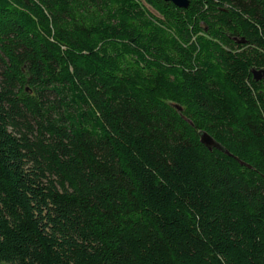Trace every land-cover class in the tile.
I'll return each mask as SVG.
<instances>
[{"label":"trees","instance_id":"trees-1","mask_svg":"<svg viewBox=\"0 0 264 264\" xmlns=\"http://www.w3.org/2000/svg\"><path fill=\"white\" fill-rule=\"evenodd\" d=\"M253 71L264 0H0V263L264 264Z\"/></svg>","mask_w":264,"mask_h":264},{"label":"water","instance_id":"water-1","mask_svg":"<svg viewBox=\"0 0 264 264\" xmlns=\"http://www.w3.org/2000/svg\"><path fill=\"white\" fill-rule=\"evenodd\" d=\"M165 2L172 3L179 9H188L190 6V0H164ZM254 79L256 81H261L264 76V71H253ZM179 111H182L181 108L177 107ZM201 143L210 151L216 149L220 152L227 154L228 156L233 157L221 144L215 141L208 133H200ZM242 166H245L244 163L240 162Z\"/></svg>","mask_w":264,"mask_h":264},{"label":"rangeland","instance_id":"rangeland-1","mask_svg":"<svg viewBox=\"0 0 264 264\" xmlns=\"http://www.w3.org/2000/svg\"><path fill=\"white\" fill-rule=\"evenodd\" d=\"M0 264H4V263H0Z\"/></svg>","mask_w":264,"mask_h":264},{"label":"flooded vegetation","instance_id":"flooded-vegetation-1","mask_svg":"<svg viewBox=\"0 0 264 264\" xmlns=\"http://www.w3.org/2000/svg\"><path fill=\"white\" fill-rule=\"evenodd\" d=\"M264 77V76H263ZM263 79V78H262Z\"/></svg>","mask_w":264,"mask_h":264}]
</instances>
